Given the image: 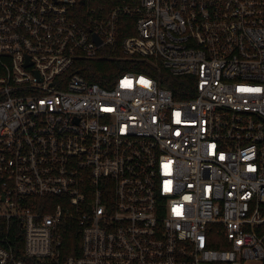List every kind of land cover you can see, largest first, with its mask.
I'll return each instance as SVG.
<instances>
[{"label":"built area","instance_id":"1","mask_svg":"<svg viewBox=\"0 0 264 264\" xmlns=\"http://www.w3.org/2000/svg\"><path fill=\"white\" fill-rule=\"evenodd\" d=\"M110 51L194 95L66 77ZM0 218V264H264V0H0Z\"/></svg>","mask_w":264,"mask_h":264},{"label":"trees","instance_id":"2","mask_svg":"<svg viewBox=\"0 0 264 264\" xmlns=\"http://www.w3.org/2000/svg\"><path fill=\"white\" fill-rule=\"evenodd\" d=\"M129 32H122L121 37L130 35ZM107 50V49H106ZM149 73L154 76L162 85L172 89L176 99H189L195 93V76L193 75H173L167 68L160 63L153 64L152 62L139 60L132 61L125 57L121 52H108L104 58L98 60L79 59L71 68V74H79L89 82L98 83L103 87L112 88L115 86L117 79L125 72ZM73 239L70 234L65 241L66 254L74 253L69 250L74 247L79 250L81 238L77 227L72 229ZM220 235H216L217 241L209 243V246L216 248H227L229 243L220 241ZM9 242L19 256L23 255L24 248V232L21 223L13 221L11 226H8L4 219L0 218V245L5 244V240ZM75 251V252H76Z\"/></svg>","mask_w":264,"mask_h":264},{"label":"water","instance_id":"3","mask_svg":"<svg viewBox=\"0 0 264 264\" xmlns=\"http://www.w3.org/2000/svg\"><path fill=\"white\" fill-rule=\"evenodd\" d=\"M97 41H99L100 42V40L97 38Z\"/></svg>","mask_w":264,"mask_h":264}]
</instances>
